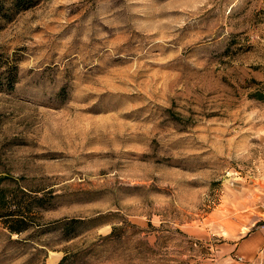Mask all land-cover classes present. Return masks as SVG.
Instances as JSON below:
<instances>
[{
    "label": "rangeland",
    "instance_id": "374dc122",
    "mask_svg": "<svg viewBox=\"0 0 264 264\" xmlns=\"http://www.w3.org/2000/svg\"><path fill=\"white\" fill-rule=\"evenodd\" d=\"M0 57V264H264V0H40Z\"/></svg>",
    "mask_w": 264,
    "mask_h": 264
},
{
    "label": "trees",
    "instance_id": "16d2710c",
    "mask_svg": "<svg viewBox=\"0 0 264 264\" xmlns=\"http://www.w3.org/2000/svg\"><path fill=\"white\" fill-rule=\"evenodd\" d=\"M40 0H0V25L1 23H5L9 21L11 17L21 10L28 9L38 3ZM0 67L3 68L0 71V90H10L13 86L15 81L16 73H17V66L16 63L13 61H1L0 57ZM2 177H0L1 179ZM36 204H40V197L34 198ZM3 201V195L0 192V208ZM22 209V211H20ZM13 213H5L0 214V217H4L7 215V218L4 219V226L8 230L9 233L19 234L23 232L27 225V217L28 215L23 210V207L20 205H14ZM17 212V213H14ZM19 212V213H18ZM102 223V217L100 215H96L93 217L88 218H69L63 220L61 222L54 223L50 225L51 227L38 230V232H45L48 230H53L58 228L62 238L64 239H71L75 237V235L82 230L89 229L95 227ZM119 229L117 225H111L110 231L103 236L98 235L101 239H109L113 235H115L116 231ZM81 257V250L77 249H65L63 250V255L57 261L56 264H70L72 261L77 260Z\"/></svg>",
    "mask_w": 264,
    "mask_h": 264
}]
</instances>
